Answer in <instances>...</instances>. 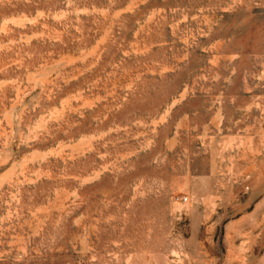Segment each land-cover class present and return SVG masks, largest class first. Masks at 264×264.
<instances>
[{
	"label": "rangeland",
	"instance_id": "rangeland-1",
	"mask_svg": "<svg viewBox=\"0 0 264 264\" xmlns=\"http://www.w3.org/2000/svg\"><path fill=\"white\" fill-rule=\"evenodd\" d=\"M0 264H264V0H0Z\"/></svg>",
	"mask_w": 264,
	"mask_h": 264
}]
</instances>
